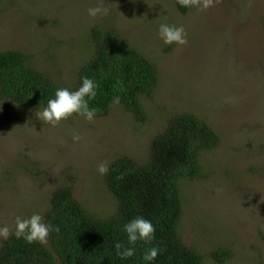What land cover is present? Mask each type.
<instances>
[{
    "label": "rangeland",
    "instance_id": "1",
    "mask_svg": "<svg viewBox=\"0 0 264 264\" xmlns=\"http://www.w3.org/2000/svg\"><path fill=\"white\" fill-rule=\"evenodd\" d=\"M97 5L109 15L89 17L87 9ZM183 9L175 0H0V51L29 54L30 64L59 84L73 77L84 59L83 37L95 26L119 32L159 75L143 122L119 103L93 122L73 116L53 127L36 118L41 106L3 103L0 225L14 231L15 217L43 213L64 183L91 214L111 213L115 197L98 164L122 154L145 162L150 138L167 118L192 112L219 140L200 156L204 175L181 180L179 236L203 264H219L213 253L220 248L231 252L224 264H264V0ZM163 22L182 25L188 43L167 49L157 36Z\"/></svg>",
    "mask_w": 264,
    "mask_h": 264
},
{
    "label": "trees",
    "instance_id": "2",
    "mask_svg": "<svg viewBox=\"0 0 264 264\" xmlns=\"http://www.w3.org/2000/svg\"><path fill=\"white\" fill-rule=\"evenodd\" d=\"M108 27L95 26L83 37L86 41L81 42L80 53L84 59L68 85L31 65L29 54L0 51V108L3 103L32 109L46 106L57 87L76 89L81 77L87 76L100 85L96 98L89 102L98 109L96 117L106 115L113 97L119 96L120 104L138 122L146 120V99L152 98L159 81L157 64ZM218 140V133L199 115L180 112L169 116L163 129L151 136L145 162L122 154L109 164L104 183L115 197L111 213L91 214L75 199L71 185L61 184L50 193L48 207L40 213L55 229L48 244H28L10 236L0 246V264H145L142 256L150 246L160 249L152 264H203L202 255L184 244L178 233L184 212L180 184L184 178L204 175L200 156ZM137 215L152 221L155 239L151 244L138 242L136 254L121 260L115 242L127 243L122 226ZM230 258L225 248L213 253L219 264Z\"/></svg>",
    "mask_w": 264,
    "mask_h": 264
},
{
    "label": "clouds",
    "instance_id": "3",
    "mask_svg": "<svg viewBox=\"0 0 264 264\" xmlns=\"http://www.w3.org/2000/svg\"><path fill=\"white\" fill-rule=\"evenodd\" d=\"M176 3L186 9L196 8L199 11H206L214 6L216 0H176ZM109 11L108 8L97 5L89 7L87 14L95 19L108 16ZM157 36L164 45L175 44L184 46L188 43L185 28L174 23H160ZM99 87L98 81L87 76L81 77L80 86L76 89L57 87L52 98L48 99L46 106L35 112L36 118L43 124H49L53 127L57 126L61 121L73 117V115L82 117L88 122H93L97 116L98 109L90 107L89 102L96 98ZM119 103L120 97H113L112 104L118 105ZM73 140L80 141L81 136L74 134ZM97 171L101 176L107 175L109 172L108 162L99 163ZM53 230L55 229L52 224L45 222L44 217L39 212H34L28 217H15L14 231L10 230L7 225H0V241L8 240L10 236H15L16 239H23L28 244L39 243L40 245H45L48 242L49 234ZM121 230L126 234L127 243L117 241L114 245L116 255L121 260H128L136 254L138 242L151 244L155 239L156 229L154 224L142 215H137L124 223ZM159 254L160 249L158 247L150 246L144 251L142 260L145 264H152Z\"/></svg>",
    "mask_w": 264,
    "mask_h": 264
}]
</instances>
